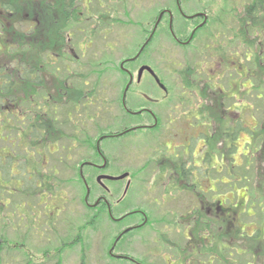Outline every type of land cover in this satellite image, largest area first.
Returning a JSON list of instances; mask_svg holds the SVG:
<instances>
[{
    "label": "rangeland",
    "instance_id": "obj_1",
    "mask_svg": "<svg viewBox=\"0 0 264 264\" xmlns=\"http://www.w3.org/2000/svg\"><path fill=\"white\" fill-rule=\"evenodd\" d=\"M173 1L74 0L76 9H72L71 5L66 7L61 3L48 5L43 2L40 6V24L36 25L30 20L25 22L26 68H31L30 80L26 82L34 83L33 76H37L42 83V102L57 100L58 122L68 119L66 126H60L62 134L58 131V134H52V139H45L40 154H25V177L30 175L32 167L36 169L34 178H38L35 182L26 178V186L30 191L25 198L26 206L28 203L32 206V210L26 212V217H36L43 211L50 216L59 211L64 220L62 225H65L68 218L74 233L79 234L80 238L78 242H74L73 250L69 251L67 260L62 264H264V232L259 233V237L246 235H253L258 231V226L264 224V156L260 152L264 137V99L258 93V87L264 89V15L260 19L253 17L257 22L251 25L245 23V18H250L245 15L246 4L251 0H181L185 13L202 10L209 14L211 23L204 30H199L197 37L187 47L179 46L161 30L150 50L142 54L143 61L151 63L162 76L161 81L167 86L168 92L164 95L152 80L144 78L140 85L134 84L130 92H127L126 99L129 106L135 109L145 105L153 110L164 125L159 127L158 133L152 135L149 134L151 131L142 129L120 138L101 141L102 147H106L104 153L109 161V168L105 173L115 175L128 171L132 178L131 188L119 205L115 203L122 193L125 181H121L118 193L110 197L111 206L118 212L115 214L140 208L148 215L151 223L141 232L137 230L132 244L129 237L121 242L122 252L128 256H124L119 262L108 254V248L118 234L117 227L105 217L98 219L90 214L83 217L86 209L83 199L85 188L76 180V170L80 165L79 161L88 154L76 142L72 158L68 156L70 159L65 163L62 157L63 161L59 163L57 157L60 151H52L57 146L53 140L56 135L61 134L59 139L66 138L73 131V126L78 127L75 133L79 138L83 128L82 121H85L84 126L91 135L96 128L109 125L113 130H118L127 118L132 119L128 116L125 118L118 105L123 88L120 85L122 79H117L119 64L136 52L150 31L158 11L175 7L176 2ZM22 2L23 8L33 14V8H26L27 3L24 0ZM20 6L18 5L19 8ZM23 8L15 9L21 13V18ZM167 21L168 17L165 16L162 25L166 26ZM195 23L186 21L179 14L174 18V28L184 39ZM246 26L249 30L257 27L262 32L250 34L249 37L245 32ZM14 29L17 35L18 27ZM232 31L238 39L232 40ZM243 54L247 55L245 60ZM104 60H109L110 66L96 84L95 73L98 70L95 66ZM136 62H128L124 66L131 70ZM186 62L197 66L198 73L193 78L192 72L185 69ZM233 62L236 63L232 64ZM240 66L248 67V78L240 76ZM133 75L136 76V72ZM190 78L195 86L192 91L185 90L186 87L182 85L183 79ZM79 84L84 87L81 93L76 91L80 88ZM93 84L97 88L96 104L82 103L83 100L88 101L84 97L78 100V108L74 110L72 105L77 99L73 95L76 92L84 94ZM28 89L26 86L25 93L29 92ZM142 91L158 98L159 102L146 104L139 94ZM51 101L48 102L49 105ZM43 109L47 108L43 106ZM198 110L204 112L205 117L202 118V123L196 122L193 125L195 120L187 114ZM147 116L145 113L140 118H133L144 122ZM89 117L93 118L90 120ZM237 117L243 119V125L259 127V131L253 140L247 132L240 131L235 140L236 151L230 154L231 139L228 133L224 135V131L230 130L228 128L234 125ZM46 118L45 122L48 123ZM150 119L149 123H152ZM74 120L76 123L72 126ZM1 122L2 114L0 128ZM67 141V138H63L58 142L65 144ZM119 141L122 142L121 145H117ZM163 142H167L169 148ZM4 144L0 135V158L4 155V149L1 148ZM27 148L33 149L30 146ZM48 149L52 152L47 151ZM156 149L160 151H155ZM185 151L188 154H184ZM206 152H210L211 163L202 161ZM177 154L185 155L181 159L186 160V165L193 162L197 164L200 175L203 174L201 179L214 187V192H211L213 198L222 200L223 206L232 207L229 213L240 212L236 217L240 219L237 222L243 227V234L238 230L239 234L235 235L237 228L228 222L229 219L224 220L220 213L222 209H215L210 192L204 194L198 191L192 180L184 182L171 171L172 162L169 157H176ZM247 159L253 161V170L249 173H235L234 169L245 166L242 163ZM143 165L146 166L142 167ZM161 169H164V173ZM244 173L246 179L242 178ZM83 174L94 182L96 173L92 167H85ZM231 175L233 179L230 178V184L228 177ZM6 180L5 177L0 178V191L3 189L2 185L7 183ZM105 183L113 190L120 185L118 181ZM186 184L190 187H186ZM233 188L235 192L231 191ZM249 192H253V198ZM99 193L101 188L98 187L89 202L92 203ZM226 199L228 202H225ZM253 199H261V210L248 208V213H251L248 216L247 205ZM13 201L17 199H10V203L6 205L0 203V240L3 241L0 264H23L18 242L22 241L21 236L26 227L23 224L27 219L20 221L17 215L19 211L12 213V205L15 206ZM8 210L11 211L9 215ZM195 210L205 216L206 226L202 225L200 221L203 220L196 214L195 227ZM31 218L28 223L32 227ZM141 219L142 216L138 215L137 221ZM257 220L261 223L258 224ZM94 221H98V228L90 226ZM83 227L84 231L81 230ZM119 227H122L121 222ZM260 230L264 231L263 226ZM153 238L157 241H153ZM31 242H34L31 247L35 250L43 247V241L39 237ZM86 248L88 250L84 252L83 259L81 253ZM35 250L29 251L34 255V263L40 258V251Z\"/></svg>",
    "mask_w": 264,
    "mask_h": 264
},
{
    "label": "flooded vegetation",
    "instance_id": "obj_2",
    "mask_svg": "<svg viewBox=\"0 0 264 264\" xmlns=\"http://www.w3.org/2000/svg\"><path fill=\"white\" fill-rule=\"evenodd\" d=\"M23 1V0H22ZM21 0H0V114H2V122H1V128H0V135H2V139L5 141V144L3 147L4 149V155L2 158H0V178L5 177L7 180V183L2 185L1 191H0V203L3 205L9 204L10 199L16 198L17 201L15 202L13 206V212L19 211L18 216L20 217V221L23 219H27V221L24 222V232L21 236V242L19 244V252L21 254V260L23 264H62L64 261L67 260L69 251L73 250L74 242H78L80 236L79 234L74 233V229L72 224L69 222L68 218L65 220V225H62L64 220L60 216V212L56 211L55 214L52 213V215H47V212H39L36 217H26V212L29 213V209L32 210V206L27 204L28 208L25 209L26 206V196L28 192H30L27 189L26 186V175L23 172L24 166L26 165V157L25 154H40L42 151V147L38 145L34 149H28L27 147L31 144L32 140L39 141L40 138L45 134L44 136H47V133H55L57 134V119H58V113H57V100L53 99L51 101V104L49 100H45L42 102L41 96V90H42V83L40 82L39 78L37 76H33L34 83L32 82H26L27 80H30V71L31 68H26V55H25V22L30 20L33 21L36 25L40 24L39 17L41 14V3L45 2L48 3V5H57L58 3H61L62 6L65 5L74 8L73 1L74 0H28L27 2L24 0V2L27 3L26 8H33V14L31 11L25 10L23 8L24 3ZM18 5H21L20 8ZM247 7L250 5L249 3L246 4ZM174 9H171L172 12V21L174 23V18L176 14H179L181 17H183L186 20L194 21L196 22L193 26L196 27L199 23H201L204 19L206 21L209 20V14L207 13V16L200 14V16L189 18V16L197 13V12H204L202 10L195 11L191 14H187L183 12L184 10L181 7V4L179 2V5L177 3L174 4ZM180 6V7H179ZM23 8V14L21 18V13H18L15 9H21ZM22 10V9H21ZM206 13V12H205ZM262 15H264V12H261ZM245 15L250 18H245L248 25H251V23L257 22V20H253L251 18V14L249 12H246ZM169 17V16H168ZM237 22H240V20H237ZM259 23V21H258ZM163 26V25H161ZM160 25H158L157 29L155 30V34L158 33V31H161L163 28ZM173 28V24L171 25ZM15 27H18L17 35ZM164 27V26H163ZM168 27V31L170 32L171 29ZM245 28V27H244ZM197 29V28H196ZM195 29V31H196ZM239 28L237 27V30ZM248 33L249 37L250 34L255 35L256 33H261L262 29H258L255 27L253 30H249L246 26L245 28ZM236 30V29H235ZM164 31V30H163ZM194 31V33H195ZM174 33V37H176V41L178 44L186 45L184 42L187 39L182 38V34L178 33V30L173 29L172 31ZM191 33V32H190ZM232 40L238 39L235 32L232 31ZM171 35V34H170ZM172 37V35H171ZM189 37V36H188ZM173 38V37H172ZM194 38V34L192 39ZM174 39V38H173ZM247 55L243 54V59L245 60V57ZM236 62H233L234 64ZM233 68V67H232ZM242 70V73L244 74L245 79L248 78L249 69L248 67L240 66L239 67ZM30 69V70H29ZM36 69V68H35ZM234 70L237 71V68H234ZM29 71V72H28ZM134 71L129 70L127 72L128 74V80L130 78V75H133ZM238 72V71H237ZM239 72V74H242ZM130 74V75H129ZM32 78V77H31ZM137 76L133 75V79L136 80ZM152 79L154 80V77L150 75L147 71H144L141 79L139 82L135 81L131 84L134 85H140L143 79ZM155 82V81H154ZM156 83V82H155ZM157 84V83H156ZM158 85V84H157ZM28 86V93H25V87ZM131 86L129 88H131ZM159 86V85H158ZM160 87V86H159ZM165 90V89H164ZM31 91V93H30ZM143 93L140 92V95L142 98H144ZM147 94V93H146ZM56 96V94H55ZM158 98H155L153 100H147V102L150 103H157ZM127 102V101H126ZM43 103V105L41 104ZM50 107V128L52 130H46L42 129L41 126V117H42V106ZM124 112L128 115H131V111L127 108L122 107ZM140 109H142L141 113L139 114H147L146 121L144 122H138L135 124H132L126 128H124V134L132 132L133 129H130L131 127H137L139 128H152L157 125H159L160 120H158V116L154 113L153 110L149 109L146 106H141ZM151 110V112H150ZM47 109L44 110V114H46ZM152 119V123L149 124V119ZM150 119V120H151ZM156 119V121H155ZM169 122H171L169 120ZM85 121H83V124ZM162 124V122H161ZM84 127V126H83ZM136 128V129H137ZM84 129L87 131L86 128L82 129V133L84 134ZM130 129V130H129ZM120 134L117 135L116 132H113L111 134L105 135L110 136L112 138L118 137ZM64 136V135H63ZM64 137H61L63 139ZM66 138H68V155L70 158H72L73 150H74V143H73V131L66 135ZM96 150H98V154L100 156V161L98 162H91V164H88L93 169L97 170L96 176L98 174L104 173V170L109 167V161L107 158L103 155L101 152V148L99 145V149L96 145ZM49 151V149H48ZM55 151V150H54ZM70 158H67L69 160ZM103 159L105 161H103ZM86 160L82 161L81 163L85 162ZM7 162V163H6ZM80 163V164H81ZM9 168V177L8 173L5 174L4 170L5 166ZM86 164L83 165L82 169L84 168ZM72 167V166H71ZM30 175H28V178L31 179L35 177L36 169L30 167ZM73 172V171H72ZM78 172H80V166L78 167ZM38 178H34L33 182L36 181ZM179 179V178H178ZM83 180L87 182L89 185V197L91 196V189L92 186L88 183V178L84 177ZM131 175L127 176V178L120 180L125 181L124 187L127 182H129V187L131 185ZM40 180V183L41 184ZM72 181V180H71ZM107 180H103L102 184H97L101 188V193L97 196L96 200L98 201L96 205L93 207L96 208H106V211L97 210L93 212V216L98 217L99 215H104L107 213L108 217L111 218L110 220L113 221V223L116 225L118 222L123 223L124 217L121 215L114 216L111 215L112 212H110L109 208L111 206L110 203V197H112L115 193L118 187H115L114 190L109 188L107 184L105 183ZM35 184V183H34ZM1 186V185H0ZM36 186V184H35ZM39 186V185H37ZM123 187V190H124ZM122 190V193H123ZM41 197V195H40ZM87 198V199H88ZM95 200V202H96ZM85 201V197H84ZM88 201V200H87ZM120 201V200H119ZM94 202V203H95ZM118 202V200H117ZM211 202L215 203V209H220L221 206L218 204V201L216 198L212 200ZM212 208V207H211ZM223 208V207H222ZM217 212V210H215ZM11 213L10 210H8L7 215ZM136 214V213H134ZM31 218L32 220V227L28 223V219ZM144 217L142 221L131 223L128 226L130 229L124 233L123 235L129 234V237H131V244L135 241L133 240L135 238L134 230H137L141 222H143ZM147 221V218L145 219ZM144 220V221H145ZM145 221V222H146ZM28 223V224H27ZM85 227L81 228V230L84 231ZM124 229V228H123ZM119 230V235L122 230ZM133 233V234H131ZM117 235L114 237H117ZM82 238H85L84 234H81ZM39 237L43 241V247L40 249H34L31 246L34 244V242H31L33 239H36ZM140 237V236H139ZM123 237H121L117 243L111 248L110 246L108 248V254L115 258L114 260L118 259L120 260L124 254L119 249L120 241ZM190 237H188L189 240ZM153 241H157L153 238ZM121 246V245H120ZM82 249L84 247L82 246ZM40 251L39 259L35 260L36 262H33L34 255L30 253L29 251ZM88 248H86L82 253L81 257L84 258V252H86ZM198 253V251L196 250Z\"/></svg>",
    "mask_w": 264,
    "mask_h": 264
},
{
    "label": "trees",
    "instance_id": "obj_3",
    "mask_svg": "<svg viewBox=\"0 0 264 264\" xmlns=\"http://www.w3.org/2000/svg\"><path fill=\"white\" fill-rule=\"evenodd\" d=\"M250 5H248V7L246 6V11L247 12H249L251 15H252V17L251 18H253L254 17V19H260L261 17H262V14H261V12H264V0H251V2L249 3ZM73 9H76V7L74 6V8ZM244 17V16H243ZM242 19V18H241ZM209 23H211V20L209 21ZM208 24V23H207ZM206 26H208V25H204V26H202L201 28H199L196 32H195V34H194V38H196L197 37V33L199 32V30H204L205 29V27ZM165 29H166V27H164ZM167 31V30H166ZM154 39L155 38H153L152 39V41L154 42ZM194 40V39H193ZM149 42L148 43V45L144 48V51L145 50H147V49H149L150 47H151V45L153 44V42ZM141 57V56H140ZM143 59L142 58H139V59H137L135 62L136 63H134L131 67H132V69L134 70L136 67H137V64L139 63V62H141ZM134 62V61H133ZM101 64L99 65V64H96V68H97V70H98V72H96L95 73V76H96V80L94 81V83H96L97 84V82H99L100 80V78L102 77V75H103V72L105 71V70H107V68H109V66H110V61L109 60H104V61H102V62H100ZM185 69H187V71L188 72H192V74H191V76H192V78L194 77V76H196L197 75V73H198V70H197V66L194 64V63H191V62H186V68ZM118 71H119V76L117 77V79L119 80V79H122V84L120 83V85H121V87H123L124 88V86H125V84H126V75H125V73L123 72V71H121L120 69H118ZM242 73V72H241ZM160 77H161V79H162V76L161 75H159ZM240 76H243L244 77V74L242 73V75H240ZM192 78H190V79H187V80H185V79H183V81H182V85H183V87H186L185 88V90L187 89V90H190V91H192V90H195V86H194V84H193V79ZM244 79H245V77H244ZM85 81V80H84ZM209 80H207V82H208ZM96 84H93V86H91V88L87 91V92H84V94H78L77 92H79L80 91V93L82 92V88H83V90H84V87H82V85L81 84H79L80 85V88H78L76 91V93H75V95H73V98L74 99H77V101L76 102H73L74 104L72 105L73 107H74V110H76L77 108H78V106H77V104L76 103H78V100H80V99H82V98H84V97H86L87 99H88V101L87 100H83L82 101V103H84L85 104V102L86 103H89V104H91V105H93V104H96L95 102H96V92H97V88L95 87L96 86ZM208 84V83H207ZM167 87V86H166ZM262 87H258V89H259V91H258V93L260 94L259 95V97L260 98H262V99H264V89L262 88ZM168 89V88H167ZM254 91V90H253ZM128 103V102H127ZM59 105V104H58ZM118 105H119V108H120V110L123 112V115L125 116V118H127V116L128 117H130V118H132V119H128L127 118V121H125V123H123V125L120 127V129H118V130H113V128H111V126L109 125V126H107V127H104V128H96L95 130H94V134H88V130L86 131L85 129H84V134L82 133V130H80V137L78 138L77 137V133H75L76 131H77V129H78V127L77 126H73V124H75L76 122H75V120L74 121H72V126H73V143L75 144L76 142H79V144H80V148H82L83 150H84V152H86L88 155H86V156H84L83 158H82V161H84V160H86V161H91V162H98V161H100V156H99V154H98V150H96V143H97V139H98V137L99 136H101V135H104V134H111V133H113V132H120L121 130H123L124 128H126V127H128V126H130L131 124H135V123H137V122H135V121H137L136 119H134L133 117H140V115L139 114H137V115H134V116H131V115H128V114H126L125 112H124V110H123V108L121 107V102L119 101L118 102ZM128 105V108L129 109H132V110H135V108L133 107V106H129V104H127ZM82 106H84V105H82ZM59 107H60V105H59ZM46 108H47V113L46 114H44V113H42L43 115H42V117H41V126H42V129H48V130H52L51 128H50V107H49V105H47L46 106ZM137 108H139V107H136V109ZM42 109H43V106H42ZM45 109H43V111H44ZM66 114H67V111H66ZM58 116H59V114H57ZM188 116H189V118H193L194 120H195V122H192V124L193 125H195L196 124V122L197 123H199V122H203V120L204 119H202L203 117H205V114H204V112H202V111H200V110H198L197 112H192V111H190L189 112V114H187ZM48 116V117H47ZM68 116V115H67ZM221 116L222 117H224V115L221 113ZM47 117V118H46ZM45 118L47 119V120H49V122L48 123H46L45 122ZM93 117H89V119L91 120ZM158 120H160L159 119V117H158ZM60 121H62V122H58V119H57V131H59V133L62 131V130H60V126H66L67 125V123H68V119L67 118H64V119H62V120H60ZM134 122V123H133ZM82 123V127L84 126V124H83V121L81 122ZM162 126V124H161V120H160V123H159V125H157V126H155V127H152V128H148L147 130H145L146 132L147 131H151V133H149V134H154L155 132L156 133H158L159 132V130H160V128L159 127H161ZM83 128H86L85 126L83 127ZM82 128V129H83ZM87 129V128H86ZM228 129H230V130H225L224 131V135H228L229 134V136L228 137H230V139H231V143H230V145H229V152L228 153H230V154H234L235 153V140H236V136H237V134L240 132V131H245V132H247L248 134H249V137H250V139L251 140H253V138L257 135V132L259 131V127H249V126H245V125H243V119L242 118H240V117H237V119H235L234 120V125L231 127V128H228ZM134 132V131H133ZM74 133H75V135H74ZM130 133V132H129ZM228 133V134H227ZM57 134H58V132H57ZM61 134H62V132H61ZM60 134V135H61ZM125 134H128V133H125ZM124 133L123 134H120L118 137H114V138H120V137H122V136H124L125 135ZM146 134H148V133H146ZM262 134H263V136H264V126L262 125ZM45 134H43V136L40 138V140L38 141H33L32 140V142H31V144L29 145L30 147H32L33 149L37 146V142H38V145H40L41 147H42V144H43V142L45 141V139H52V134L51 133H47V136H44ZM59 135V136H60ZM59 136L58 135H56V139H53L54 141H55V143L57 144V146H56V148H54L52 151H54V153L55 152H58V151H60V155H59V157H57V162H61L62 163V161H63V159H62V157H64V159H65V163H66V160H67V158H68V150H67V147H68V141L65 143V144H63V143H61V144H59ZM65 136V135H64ZM107 138H112V137H106V138H104V139H107ZM64 139L66 140V138L64 137ZM103 139V140H104ZM67 140H68V138H67ZM102 140V141H103ZM206 140H207V137H206ZM53 141V142H54ZM120 143H122L121 141H119V143L117 144V145H121ZM256 143V142H255ZM54 144V143H53ZM102 144V143H101ZM100 144V148H101V152L103 153V155L106 157V155H105V153H104V151H106V147L104 148V147H102V145ZM163 144H164V146L165 147H167V146H169L168 144H167V142H163ZM76 145V144H75ZM42 149H43V147H42ZM48 151V150H47ZM49 151H51L50 149H49ZM51 151V152H52ZM155 151H160V150H155ZM188 151H190V148H189V150ZM188 151H185L184 152V154H188ZM162 152V151H161ZM260 152H262L263 153V156H264V137H263V142H262V145H261V147H260ZM184 154H177L176 155V157L175 156H172V157H169V160L172 162V169H171V171H174L175 172V174H176V176H177V178H179L180 180H184V182H189L190 180H192V183H193V185H194V187L198 190V191H201V192H203L204 194L205 193H209L210 192V195H211V199H213L214 200V198H213V193H211V192H214V187L213 186H210L209 184H207V182H205L206 180H202L201 179V176L203 175H200V173H201V171H199V168H198V166L196 165V163L195 162H193L192 164H189V165H186L185 164V162H186V160L185 159H181V158H185V155ZM209 154H210V152H206V154L204 155V157H203V159H202V161L203 162H205V163H211V161H212V158H210V156H209ZM84 155V154H83ZM162 155H164V154H161V156ZM174 155V154H173ZM194 155V154H193ZM222 155H224V152H222ZM218 156H219V153H218ZM194 157V156H193ZM264 158V157H263ZM233 159H234V157H233ZM82 161H79L80 163L82 162ZM192 161V160H191ZM7 163V162H6ZM64 163V164H65ZM234 165V164H233ZM242 165H245V166H242L241 168H238V170L236 169H234V171H235V173H237V172H247V173H249L251 170H253V166H254V163H253V161L252 160H245L243 163H242ZM247 165V166H246ZM89 165L88 164H86L85 166H84V169H85V167H88ZM146 165H143L142 167H145ZM164 166V165H163ZM237 166H239V165H237ZM141 167V168H142ZM51 168H52V170H55V167L54 166H51ZM107 168H109V167H107ZM166 168V167H165ZM4 170V172L5 173H8V177H9V168L7 167V165L5 166V169H3ZM76 171H78V170H76ZM161 171H162V173H164V169H161ZM93 172L94 173H97V170H95V169H93ZM245 174V173H244ZM243 175V174H242ZM77 176H78V178H76V180H78V182L79 183H81L82 184V186H83V182H82V178L79 176V172L77 173ZM246 177V174L244 175V176H242V178L243 179H246L245 178ZM26 178H28V177H26ZM56 178H58V177H56ZM193 178V179H192ZM229 179H228V182L231 184L232 183V180L231 179H233V177H232V175L230 176V177H228ZM231 178V179H230ZM31 179H34V177L33 178H31ZM94 180V179H93ZM88 183H91L92 185H93V189H91L92 191H91V194L93 195V194H95V192L98 190V185L95 183V181L93 182L92 180H89L88 179ZM186 187H190V185H188V184H186L185 185ZM84 187V186H83ZM203 187H205V189L203 188ZM131 188V187H130ZM172 189H173V187H172ZM120 190V185H119V187H118V189L116 190V192L118 193V191ZM231 191H233V192H235V189L233 188V189H231ZM116 193V194H117ZM250 193V196L253 198V192H249ZM249 196V195H248ZM218 201V204L221 206V208L220 209H222V211L220 212L222 215H223V218H224V220H228L229 219V221L228 222H230L231 224H233L234 226H235V228H237L236 230H235V235H238L239 233H244L243 232V227H241L240 225H239V222H237L238 221V217H236V214H240V212L239 213H237V211H235L234 213H229V211H231V208H229L228 206H226V205H224L223 206V204L221 203L222 202V200H217ZM228 202V199H226L225 200V202ZM117 205H119V204H117ZM232 205V204H231ZM255 205V206H254ZM260 205H261V199L260 200H251V202H249V204L247 205V210H246V212H247V214H248V216H250L249 214H251V213H248V208H249V210L251 209V207H252V209L254 210V211H256V209L258 208V210H261V209H259L260 208ZM223 207V208H222ZM255 207V208H254ZM102 209H104L105 210V208L103 207V208H96V207H87L86 206V209L84 210L85 211V213H88V214H90V215H92V213L94 212V211H97V210H102ZM135 209H140V208H135ZM127 210H130V209H127ZM85 213H84V215H85ZM112 213L113 214H115V213H118V212H116L115 210H114V208L112 209ZM135 213V212H134ZM242 213V212H241ZM264 213V212H263ZM106 215H107V213H105ZM137 214H138V212H136V215H133L132 217H130V215H129V217H126L125 219L126 220H124L123 221V223H122V227L123 226H125V225H127V224H131V223H134V222H136V216H137ZM196 214H197V217L199 216V219L200 220H203V221H200V222H202V225L203 226H206V221H205V216L203 217L202 216V214H199V212L197 211V210H195L194 211V224H195V227H196V222H197V217H196ZM139 215V214H138ZM252 216H254V215H252ZM262 216H263V214H262ZM103 218V217H102ZM99 219V218H98ZM101 221L103 220V219H100ZM240 220V219H239ZM94 222H96V223H94ZM94 222H92L91 224H90V226L92 225L93 227H95V228H98V221H94ZM257 223H258V220L256 221ZM261 222H259L258 224H260ZM88 224V225H89ZM229 224V223H228ZM147 225H149V221H146L145 222V224H143L142 226H140L137 230L139 231V232H141L143 229H145V227L147 226ZM261 226H263V230H264V224L263 223H261V225H259L258 226V231L256 232V233H254L253 235H250V234H246V235H249V236H253V237H259L260 236V234L259 233H263L264 231H262L261 232V230H260V227ZM122 227H120V228H122ZM194 227V226H193ZM194 227V228H195ZM188 228V227H187ZM208 229H209V227H208ZM238 230H239V233H238ZM138 231H134V233L135 234H137L138 233ZM207 231V230H206ZM208 233H209V231H208ZM133 234V233H132ZM124 237H127V235H124ZM138 237V236H137ZM201 237H203L202 235H201ZM157 240V239H156ZM216 242V244H217V241H215ZM2 249H3V241H1L0 240V252L2 251ZM119 249H120V251H122V247L121 246H119ZM118 261H120V260H118Z\"/></svg>",
    "mask_w": 264,
    "mask_h": 264
},
{
    "label": "water",
    "instance_id": "obj_4",
    "mask_svg": "<svg viewBox=\"0 0 264 264\" xmlns=\"http://www.w3.org/2000/svg\"><path fill=\"white\" fill-rule=\"evenodd\" d=\"M164 11H167V12H168V10H163V11H161V12L159 13V15H158V17H157V20H156V22H155V26H154V27L157 26V24H158V22L160 21V19H161L162 14H163ZM169 13H170V12H169ZM197 14H200V13H197ZM194 15H196V14H194ZM191 17H192V16H191ZM170 23H171V20H170ZM147 41H148V40H147ZM147 41H146L145 43H147ZM145 43H144V45H145ZM144 45L141 47V49L144 47ZM137 55H138V54H137ZM137 55H136V56H137ZM131 59H132V58H131ZM121 66H122V63H121ZM144 69L147 70V71H149L150 74L154 75L156 81L159 82L158 77L155 75L154 71H153V70L151 69V67H149L148 65H142V66L139 68V70H138V80H139V78L141 77L142 71H143ZM130 81H131V80H130ZM128 85H129V84H128ZM128 85L126 86V88L128 87ZM160 85H162V84L160 83ZM124 95H125V94H124ZM101 138H102V137H100L99 139H101ZM127 175H128L127 172L121 173V174H119V175L100 174V175L97 176L96 179H97V181H99V182H100L101 179L119 180V179H123V178H125ZM128 186H129V182H127V184H126V186H125L124 193L126 192ZM88 192H89V190L87 189L86 198H87V196H88Z\"/></svg>",
    "mask_w": 264,
    "mask_h": 264
}]
</instances>
